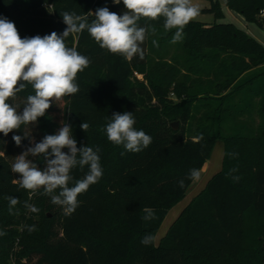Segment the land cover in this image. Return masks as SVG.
Instances as JSON below:
<instances>
[{
    "label": "trees",
    "instance_id": "1",
    "mask_svg": "<svg viewBox=\"0 0 264 264\" xmlns=\"http://www.w3.org/2000/svg\"><path fill=\"white\" fill-rule=\"evenodd\" d=\"M20 1L0 0V18L14 22L21 38L62 34L64 11L87 15L91 22L90 12L98 8L121 15L126 10L113 0H28L25 7ZM225 1L248 23L264 28V0ZM210 2L207 12L215 21L192 20L177 43L171 42L176 29L165 30L163 16L142 17L143 59L108 52L86 30L65 39L90 60L77 74L79 92L53 101L36 123L6 137L0 133V232L5 233L0 264H10L17 243L25 264H264V46L235 25L221 23L219 0ZM33 94L28 84L8 102L23 106ZM115 112H133L134 127L152 143L128 152L110 142L104 128ZM62 122L71 125L78 148L99 147L103 169L101 179L78 196L71 216L40 194L42 189L36 194L20 189L19 175L11 171L15 157L34 140L29 128L35 127L40 142L56 134ZM83 122L89 125L86 132ZM25 134L17 146L12 136ZM218 141L224 143L222 169L157 245L169 211L197 180L189 179L190 170L201 174ZM29 158L45 167L43 157ZM87 170L73 169L69 186ZM8 196L19 200L16 215L9 214ZM25 201L39 212L29 211ZM145 210L155 218L145 221ZM32 225L36 230L29 232ZM146 235L153 238L147 245L141 243Z\"/></svg>",
    "mask_w": 264,
    "mask_h": 264
},
{
    "label": "clouds",
    "instance_id": "2",
    "mask_svg": "<svg viewBox=\"0 0 264 264\" xmlns=\"http://www.w3.org/2000/svg\"><path fill=\"white\" fill-rule=\"evenodd\" d=\"M121 2L126 9L122 15L110 11L108 7H101L94 13L90 12L95 17L91 22L87 15L61 12L63 23L67 26L63 33L53 31L43 37L21 38L14 22L6 17L0 18V133L6 137L10 132L20 130L22 125L36 123L38 118L45 116L53 101L79 92L77 74L89 66L90 60L76 48L66 45L65 39L69 35L86 30L108 52L129 60L136 56L143 59L141 45L146 39L147 29L138 26L142 17L156 20L163 16L165 30L176 29L171 42L177 43L183 39L185 26L200 12L191 0H113L117 5ZM153 45L158 47L155 40ZM28 84L34 89V94L27 96L20 111V105L8 101L15 99ZM135 123L133 112L113 113L104 128L107 139L117 146L122 145L128 152L142 151L152 143V137L143 130H137ZM80 128L86 132L89 125L83 122ZM26 135H13L12 139L20 146ZM65 148L68 152L63 151ZM99 151V147L94 149L87 145L78 148L71 125L62 122L56 134L45 135L40 142H34L33 146L17 155L11 171L19 175L20 189L33 194L42 189L40 194L50 196L53 204L61 206L64 214L71 216L79 207L78 196L103 175ZM29 157H43L45 167L41 169ZM85 167L88 170L83 178L75 179L69 186L74 180L72 170L79 168L83 171ZM199 175L197 169H191L189 179H198ZM234 179L238 181L239 177ZM179 185L183 187L184 182L180 181ZM57 190L59 192L55 194ZM6 199L9 214H18L13 212L19 203L18 198L8 196ZM25 207L33 213L39 212V208L27 201ZM145 212L142 217L145 221L155 218L154 212ZM35 230V225L28 227L29 232ZM2 235L5 233L0 232ZM152 239L146 235L141 243L147 245Z\"/></svg>",
    "mask_w": 264,
    "mask_h": 264
},
{
    "label": "rangeland",
    "instance_id": "3",
    "mask_svg": "<svg viewBox=\"0 0 264 264\" xmlns=\"http://www.w3.org/2000/svg\"><path fill=\"white\" fill-rule=\"evenodd\" d=\"M28 0H22L20 1V5L25 7L28 5ZM192 4L195 6H198L200 10H206L205 12L200 13L194 20L197 21H201V22H205V23H213L215 21L214 19V15L210 12H207V9H209L211 7V2L210 0H191ZM221 7H222V11L224 14V19L222 21H220L221 23H228V24H233L236 27H238L239 29L244 30L245 32H247L250 36H252L253 38H255L256 40L262 42V44H264V28H261L260 26H258V24L255 23H246L245 20L242 18V16L236 14L235 12H233L232 10H230L227 5H226V1L225 0H219ZM137 77H140L139 75H136ZM15 105H20L21 109H18L20 111H22V102H19L17 100H15ZM179 127V125H178ZM35 127L32 126L31 128H29L28 130V135L33 137L34 140L31 143V146H33L34 142H37L36 137H35ZM216 150H214V157H218L219 155V150L217 148H215ZM207 175V174H206ZM205 175V176H206ZM202 174L199 175V178L196 180L195 185L197 184V182L199 180H202L205 178V176H202ZM207 177V176H206ZM208 178V177H207ZM194 187L189 191V193L187 194L186 198L181 201L178 205H176L173 209H171L167 215V218L165 219L158 235L157 238L159 236H162L164 234V232L167 230V228L170 226V224H172L174 222V220L179 216V214L182 212V210L184 209V206L186 205V203L194 197ZM252 220H250V225H248V232H251V225ZM22 231V229H21ZM18 245V250L16 252V257L17 259L20 261L22 259L19 258V253L23 250V247H21L18 243L16 244ZM158 245V243H157Z\"/></svg>",
    "mask_w": 264,
    "mask_h": 264
},
{
    "label": "crops",
    "instance_id": "4",
    "mask_svg": "<svg viewBox=\"0 0 264 264\" xmlns=\"http://www.w3.org/2000/svg\"><path fill=\"white\" fill-rule=\"evenodd\" d=\"M237 14V13H236ZM243 18V17H242ZM244 19V18H243ZM245 20V19H244ZM245 22L246 23H248L246 20H245ZM259 26V25H258ZM262 28V27H261ZM260 42V41H259ZM261 44H262V42H260ZM263 46H264V44H262ZM215 148H217L218 150H219V155H218V157L216 158V157H214V151H213V154H212V156H211V159L209 160V161H207V163L205 164V166L203 167V169H202V171H201V174H202V176H205L206 174V176L208 177H206L205 176V178L204 179H202V180H199L198 182H197V184L195 185H193L192 187H191V189L194 187V190H195V193H194V197L196 196V195H198L205 187H206V185H207V183L209 182V180L215 175V174H217L221 169H222V164H223V157H224V143L222 142V141H218L217 143H216V145H215ZM214 148V150H216ZM201 176V177H202ZM190 189V190H191ZM189 190V191H190ZM189 193V192H188ZM187 193V194H188ZM193 197V198H194ZM192 198V199H193ZM191 199V200H192ZM191 200H190V202H191ZM189 201L186 203V205L184 206V208L186 207V206H188V204L190 203ZM183 211V210H182ZM180 215V214H179ZM179 217V216H178ZM177 217V218H178ZM176 218V219H177ZM175 219V220H176ZM174 220V221H175ZM174 223V222H173ZM172 223V224H173ZM172 224H170V226L167 228V230L164 232V234L162 235V236H159L158 238H157V236H156V239H155V242H156V244L158 243L159 244V242H160V240L166 235V233L168 232V230H169V228L171 227V225ZM160 231V230H159ZM159 233V232H158ZM158 235V234H157Z\"/></svg>",
    "mask_w": 264,
    "mask_h": 264
},
{
    "label": "built area",
    "instance_id": "5",
    "mask_svg": "<svg viewBox=\"0 0 264 264\" xmlns=\"http://www.w3.org/2000/svg\"><path fill=\"white\" fill-rule=\"evenodd\" d=\"M261 16L264 17V11L261 12ZM17 250H18V245H16V248L10 257V264H25L24 259H22L20 261L17 259V257H16Z\"/></svg>",
    "mask_w": 264,
    "mask_h": 264
},
{
    "label": "water",
    "instance_id": "6",
    "mask_svg": "<svg viewBox=\"0 0 264 264\" xmlns=\"http://www.w3.org/2000/svg\"><path fill=\"white\" fill-rule=\"evenodd\" d=\"M173 128H174L175 130H177V129H178V124H177V123H174V124H173Z\"/></svg>",
    "mask_w": 264,
    "mask_h": 264
}]
</instances>
